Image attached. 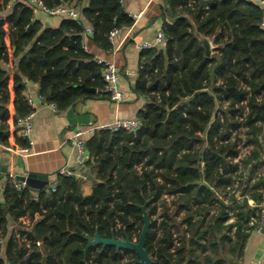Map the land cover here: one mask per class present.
Segmentation results:
<instances>
[{
	"label": "trees",
	"instance_id": "16d2710c",
	"mask_svg": "<svg viewBox=\"0 0 264 264\" xmlns=\"http://www.w3.org/2000/svg\"><path fill=\"white\" fill-rule=\"evenodd\" d=\"M43 1L52 7L61 0ZM166 1L167 48L145 49L141 57L136 90L149 97L140 115L142 129L136 134L99 131L88 138L92 159L87 166L97 168L91 194L83 193L76 175L59 174L43 189L19 190L11 175L0 182L5 188L0 192V264H136L137 253L129 249L101 244L87 254L84 249L96 232L109 238L113 231L118 237L126 231L138 240L144 222L138 205L146 200L152 219L146 248L155 264L238 263L257 209L249 205V187L244 191L243 183L239 197L230 194L239 164L234 162L237 139L229 129L241 127L236 116L251 92L244 124L248 141L261 144L264 101L256 98L264 93V7L251 0ZM80 10L94 28V40L105 48L114 28L133 23L122 0H89ZM85 29V23L66 16L57 27L44 25L27 0H0L1 145H28L16 125L31 111L27 80L39 82L41 94L59 110L109 97L103 64L85 48ZM205 38L216 45L210 55ZM83 84L100 91L89 92ZM215 99L219 108L208 128ZM226 102L222 120L218 111ZM258 150L245 163L256 160ZM165 193L174 195L171 204ZM26 215L31 226L22 223L9 233V216L18 221ZM174 231L180 237L175 251Z\"/></svg>",
	"mask_w": 264,
	"mask_h": 264
},
{
	"label": "crops",
	"instance_id": "0c3cea01",
	"mask_svg": "<svg viewBox=\"0 0 264 264\" xmlns=\"http://www.w3.org/2000/svg\"><path fill=\"white\" fill-rule=\"evenodd\" d=\"M74 1L77 3V0ZM251 1L263 7L262 2L259 0ZM78 3L77 5L80 8L85 7L89 5V0H82L81 4ZM122 3L127 13L141 12L142 16L133 19L130 26L121 28L110 48L103 47L94 40L93 36L85 35V33L84 44L86 50L95 60L111 61L118 66L121 74L120 87L124 94V100L115 102L111 99V95L106 98L91 97L79 100L65 110H55L41 94L39 82L27 80L25 95L27 101L28 98L33 100L34 105H32V108L36 111L34 129L31 140L20 136L19 133L18 135L27 140L28 145L24 146H28L29 151L19 153L18 148L21 146H4L0 144L1 183L6 182L8 175L16 179L18 174L38 173L49 176L47 186H50L55 183L61 170L67 167L81 178L82 190L85 195L93 192L95 183L89 179L88 175L95 176L97 168L95 165L88 167L78 163L76 149L70 143L69 138L78 128L108 123L115 119L140 118L141 112L146 109L149 97L136 90L143 52L139 49L137 43L143 40H152L157 31L163 27L164 19L167 16L163 12L167 7L166 0H122ZM65 16H51L40 12L37 18L44 25L57 27ZM83 23H85V26L90 25L86 19ZM208 40L210 41V39ZM210 44L211 53H214L215 45L211 41ZM166 48L167 46L157 47L159 50H166ZM89 88L96 89L89 91L94 94L100 91L99 88L94 86ZM223 107L221 108L222 111L225 110ZM227 114L228 118L231 119L230 114L228 112ZM94 134H87V141ZM259 137L261 144H257L256 147H258L260 155L256 160L253 159L249 163H244L246 173H243L240 180V184H244L242 185L244 191H246V187H249V190L245 193H247L249 205L254 206L255 209L260 208L264 203L262 193V189L264 190V132ZM256 181L261 182L260 187L257 189L254 187ZM20 224H22L20 220L16 221L13 216H9V233L17 230ZM237 261V264H264V228L261 231L251 230L244 252L239 258L237 257Z\"/></svg>",
	"mask_w": 264,
	"mask_h": 264
},
{
	"label": "built area",
	"instance_id": "2783aa9c",
	"mask_svg": "<svg viewBox=\"0 0 264 264\" xmlns=\"http://www.w3.org/2000/svg\"><path fill=\"white\" fill-rule=\"evenodd\" d=\"M27 3H29V5L32 7L36 18L40 12H43L51 16L66 15L78 22L81 21L83 22L85 19L81 13L80 8L78 7L75 1L61 0L60 3L52 7L48 6L43 0H27ZM128 16L131 17L132 19H138L142 16V13L129 12ZM261 25L264 28V17L261 21ZM119 31H120L119 28H114L109 33V39L111 43L115 42V37L119 33ZM93 33H94V28L91 25L86 26L85 35L92 36ZM167 43H168L167 35L164 28L162 27L157 31L155 37L152 40L140 41L137 43V46L139 47L140 50H145V49L156 48L158 46H167ZM211 43L213 42L211 41ZM98 62L100 64H103V72H102L103 78L106 82V88L111 95V99L115 102L123 101L124 94L121 91V87H120L121 74L118 66L111 61L99 60ZM247 89L249 90V92L251 91L249 87H247ZM250 96H251V92L249 93L247 98L242 101L241 103L242 111L239 112V114H237L236 116L238 121L242 123L241 127L239 129H233V128L229 129L233 137L237 139L238 155L236 156V158H234V162L239 164V169L235 172V176H234L235 180L232 188L230 189V193L239 194L238 190L240 187V180L243 173H245L244 170L245 160L252 154V152L256 148V145L253 142L248 141L247 133L249 127L246 124H244L246 123L248 115L251 112V108L249 105ZM256 99L259 103H262L264 101V93L258 95ZM28 103L31 106V111L24 116L18 117L16 125L20 136L31 140V135L34 129V118L36 116V111L35 109L32 108V105L34 104L31 98H28ZM228 104L229 103L226 102L223 108L226 109L228 107ZM50 105L53 107V109L55 110L58 109L56 103L50 102ZM218 116L222 120H224V112L222 110L218 111ZM142 126H143V122L140 118L115 119L108 123L90 125L86 128H78L69 138V141L76 149V159L78 163L80 165H87V163L92 159L90 151L87 147V134H94L99 131H109L111 133L128 131L129 133L136 134L142 129ZM262 126L264 130V123H262ZM18 151L19 153H26L29 151V148L28 146H21L18 148ZM137 168L141 172L143 169V165L139 164ZM60 174L67 176L75 175V173L67 167L63 168ZM13 184L19 190H23L26 187H29L26 181H19L18 179H14ZM4 189H5L4 186H2L0 183V192L3 193ZM53 189L55 190L56 188L53 187ZM262 193L264 197L263 189H262ZM165 198L167 199L169 204H171L174 195L165 193ZM36 199L38 198L36 197ZM159 210H161V207L159 208ZM229 214L231 216L229 222L231 223L235 222L236 218L234 215V211L229 210ZM158 216L159 214L156 215V217ZM20 221L28 227H30L33 222V220L29 215L20 218ZM250 225L253 226L254 229L257 231H261L264 228V203L261 205L260 208L257 209L255 214L252 216ZM235 230L236 227H234L233 231L235 232ZM178 245H180L179 233L174 231V246H173L174 251Z\"/></svg>",
	"mask_w": 264,
	"mask_h": 264
},
{
	"label": "water",
	"instance_id": "95a60500",
	"mask_svg": "<svg viewBox=\"0 0 264 264\" xmlns=\"http://www.w3.org/2000/svg\"><path fill=\"white\" fill-rule=\"evenodd\" d=\"M262 2L263 7H264V0H259ZM204 44L207 49L208 55L211 54V44L208 39H204ZM83 88L86 89L87 91H94L96 90L95 88H89L83 85ZM213 95V93H211ZM264 107V103L260 105V109ZM218 109V100L215 99V108L213 115L211 117V121L208 125V128L211 126V124L215 120V113L216 110ZM89 179H91L94 183L97 182V179L95 178L94 175L89 174L88 175ZM16 179L19 181H26L28 185L34 189H43L49 184V176L45 174H38V173H29L27 175H16ZM149 201L146 200L144 204L138 205L139 208H141L143 212V226L139 235L138 240H132L130 236L124 232V237H118L116 236L115 232H112V236L109 238L101 237L98 232L94 234L92 237H88V243L87 246L84 249L85 254H87L88 250L92 246H96L101 244L102 247H106L107 245H114L116 249L119 251L120 249H129L132 251H135L137 253V257L133 259L134 263L136 264H155V260L153 257L149 254L147 248H146V239H147V234L149 232L152 219L150 216V212L147 209Z\"/></svg>",
	"mask_w": 264,
	"mask_h": 264
},
{
	"label": "rangeland",
	"instance_id": "374dc122",
	"mask_svg": "<svg viewBox=\"0 0 264 264\" xmlns=\"http://www.w3.org/2000/svg\"><path fill=\"white\" fill-rule=\"evenodd\" d=\"M263 132H264V130H263ZM245 170V169H244ZM245 173H246V170H245ZM238 193L239 194H236L238 197H239V195H240V189L238 190ZM230 194H233V193H230ZM225 202H227V201H225ZM228 203V202H227ZM231 210V209H230ZM159 211H161V210H159Z\"/></svg>",
	"mask_w": 264,
	"mask_h": 264
}]
</instances>
